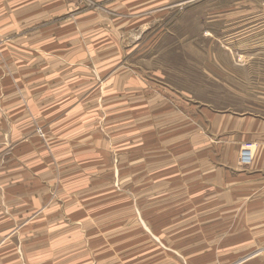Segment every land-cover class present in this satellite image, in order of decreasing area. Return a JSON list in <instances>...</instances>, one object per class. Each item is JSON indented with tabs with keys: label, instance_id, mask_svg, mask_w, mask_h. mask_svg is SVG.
<instances>
[{
	"label": "rangeland",
	"instance_id": "obj_1",
	"mask_svg": "<svg viewBox=\"0 0 264 264\" xmlns=\"http://www.w3.org/2000/svg\"><path fill=\"white\" fill-rule=\"evenodd\" d=\"M6 82L0 264H235L264 250L262 189L248 212L240 192L264 180L242 126L264 130V0H0ZM141 98L175 113L151 116ZM124 114L151 116L150 139L120 140ZM188 131L206 156L182 149ZM141 143L142 155L118 153ZM189 158L216 173L193 179ZM227 176L236 204L215 197Z\"/></svg>",
	"mask_w": 264,
	"mask_h": 264
},
{
	"label": "crops",
	"instance_id": "obj_2",
	"mask_svg": "<svg viewBox=\"0 0 264 264\" xmlns=\"http://www.w3.org/2000/svg\"><path fill=\"white\" fill-rule=\"evenodd\" d=\"M6 76L8 77V73L6 74ZM7 80V78H6ZM7 82L5 84H1L0 85V91L5 90L9 91L12 90L13 88H7ZM10 86V85H9ZM12 86V84H11ZM137 90L139 91H143V89L138 88ZM153 101H157L159 102L158 99L155 98H141L139 99V101H137V104L139 105V107H147L146 109L149 110L148 114L151 115L153 110L155 113L159 114H163L164 117H166V115H172L175 113L174 108L172 106L169 105V103L167 102H163L162 101V106L161 109H159V106L156 104H152ZM122 102V101H121ZM124 103V102H122ZM3 105L0 106V127H1V132L0 135L3 134V130L5 131V136L8 137V134L12 132L13 130V102L12 100H8L6 99L5 101H3L2 103ZM135 104V101L132 104H123L125 107H131ZM183 115V114H182ZM152 116V115H151ZM149 116L148 118L143 119L141 116H134V117H130L131 119H127L129 117H125V114L122 117L118 118L117 121V132L118 133V137L120 140H126L127 136H130V139L132 140H138V141H147L150 139L151 135L153 134L154 131L151 130H142V128L145 126L147 128L148 125H150L152 123V117ZM179 115L177 114L175 118L172 119L173 120H178L181 121V123L183 124L184 122V117H178ZM234 119H236L234 116L230 115V120H229V124H226L227 126H225V130H229L230 126L233 125L235 123ZM126 120H133L130 123H126ZM220 120V119H219ZM254 120L251 117H247L246 119H244L243 121L245 122L242 126H245V136L243 138V140L245 141V144H248L249 146L253 147L254 143L255 145H257V149H256V154H255V159H254V167L255 169H259V171H264V130L261 129V124L259 125H254ZM217 124H220V121L216 120ZM187 122V119H186ZM222 125V124H220ZM129 127V129H126V127ZM234 126V125H233ZM233 126L231 128H233ZM263 126V125H262ZM9 128V129H8ZM127 132L129 134H127ZM182 133V132H181ZM183 137L185 140L189 141V143H186L185 146L186 148H182V149H188L193 151V153L197 154V156H202L205 155L206 156V150L207 148L205 147V143L206 141H200V135L196 132H186V133H182ZM191 136V137H190ZM101 142V145H99L101 147V149L105 148L104 144L105 141L104 139L99 140ZM144 144H136L133 145V149L135 151H133L132 153L130 152L129 149H127L126 144H124L123 147H118V153L121 154L123 157H125L126 155H142V150L141 147H143ZM99 147H97L98 149ZM234 148L231 149V151H233ZM196 151V152H195ZM221 151V150H220ZM249 155L250 152H252L251 150H247L245 151V154L247 155V153ZM102 154H106L104 152H102ZM194 154H186V156L190 157L193 156ZM216 154V153H215ZM230 154V153H229ZM252 154V153H251ZM250 154V156H251ZM120 155V156H121ZM216 155H219L222 157V153H217ZM227 156V154H225ZM250 156H248V158H251ZM195 160V162H194ZM230 162H232L233 160H230ZM187 167L185 166V170H188L189 174L192 175L193 179H197L198 181H202L205 180L207 177L214 175L216 173V170L213 167L209 168L207 167V163H206V159H202L201 162H199L198 159H194L191 160V158H189L187 161ZM192 162L193 165H192ZM231 166V165H230ZM208 168V169H207ZM211 169V170H210ZM136 170H141V165L138 168H135ZM210 174V175H207ZM230 176H227V178H229ZM191 178V177H190ZM215 179V178H214ZM235 180V179H233ZM232 177L229 178L228 184L227 182L224 184L223 181L220 180L219 186L223 187V190L219 192V194H223L222 195H215L216 196H220L223 198H226V201L229 199L230 201H232V197L234 200V203L236 204V200H237V196L239 195L238 192V186H237V180H235L233 182ZM192 181L190 180V183ZM193 183V182H192ZM217 183H214L213 187H217ZM245 186V189H241L240 192L242 191H246V208H247V212L250 211V208L252 206H254L255 201H249L248 196L252 195L254 192L256 194L259 193V189L261 188L262 190V194L264 196V180L259 182V181H254V176L253 177H249L245 183H243L241 185V187ZM250 190H256L254 192H250ZM249 194V195H248ZM230 196V197H229ZM262 205H264V198L262 200H260ZM259 213H261V215H264V211H260ZM13 248V247H10ZM11 249H9L10 251ZM264 250L261 251H256L253 254H251L250 256H247L246 258L239 260L238 262H236L235 264H249V262H251L255 257H257L260 253H262ZM2 262V261H1ZM263 263V261H262Z\"/></svg>",
	"mask_w": 264,
	"mask_h": 264
},
{
	"label": "built area",
	"instance_id": "obj_3",
	"mask_svg": "<svg viewBox=\"0 0 264 264\" xmlns=\"http://www.w3.org/2000/svg\"><path fill=\"white\" fill-rule=\"evenodd\" d=\"M247 155H248V153H247ZM249 156V155H248Z\"/></svg>",
	"mask_w": 264,
	"mask_h": 264
}]
</instances>
